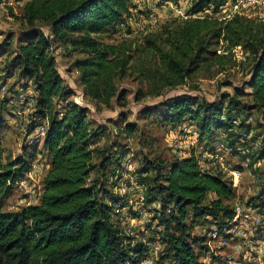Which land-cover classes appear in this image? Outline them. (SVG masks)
<instances>
[{"label": "trees", "instance_id": "trees-1", "mask_svg": "<svg viewBox=\"0 0 264 264\" xmlns=\"http://www.w3.org/2000/svg\"><path fill=\"white\" fill-rule=\"evenodd\" d=\"M222 2L225 0L213 2L214 13ZM130 3V0L25 2L22 21L31 27L37 23L45 25L48 33L26 35L28 42L14 49L5 68L6 78L16 72L34 85V123L30 127L47 122L42 148L49 169L37 204L14 213L3 212V198L29 172L34 154L24 152L6 161L0 143V264H138L146 250L113 222L114 206L120 199L108 195L100 183H87L96 168L93 160L101 132L91 127L87 108L69 101L72 92L63 86L55 60L49 54L51 40L83 54L72 63L83 94L94 104L105 107L113 99L124 100L123 93L117 95L115 82L130 72L139 76L141 84L153 85V93L160 92L163 88L184 85L202 66L220 64L223 57L216 55L215 49L220 42L226 50L247 48L252 58L248 78L242 83L243 88L235 87L232 96L224 93L220 99L208 102L188 94L174 95L145 108L146 116L154 109L164 110L165 123L195 124L200 140L209 141L210 145L221 142L218 138L224 135L223 142L236 156L243 144L239 133L250 132L248 110L264 109V23L239 16L226 22L194 18L167 29L164 37L145 36L134 50L130 43L102 42L99 37L109 30L118 31L124 26L130 32L126 20L131 11L141 12ZM210 3L207 0L195 5L192 13ZM4 46L0 49L6 50ZM242 89L250 90L253 102L245 109L238 101ZM139 96L144 97L140 92ZM240 112L244 114L242 118ZM235 120L237 126L233 125ZM133 131L129 124L123 129L127 135ZM262 153L261 156L264 150ZM113 163H119L117 156H106L98 169ZM154 170L158 179L156 185L146 186V199L152 203L159 198L162 204L153 221L157 220L162 227L164 258L168 257L172 264H201L192 247L196 241L189 231L201 221L220 227L229 225L234 212L228 201L234 189L220 172H202L192 157L177 158L165 167L158 164ZM147 173L137 172L138 184L146 183L141 175ZM107 197L116 200L108 204L111 201ZM169 205L176 212L166 214L165 207Z\"/></svg>", "mask_w": 264, "mask_h": 264}, {"label": "rangeland", "instance_id": "rangeland-1", "mask_svg": "<svg viewBox=\"0 0 264 264\" xmlns=\"http://www.w3.org/2000/svg\"><path fill=\"white\" fill-rule=\"evenodd\" d=\"M161 1L130 0V6H137L141 12L131 11V16L126 20L129 26L127 29L130 30L129 36L120 38L116 34L117 30L114 29L99 38L106 44L130 43L134 50L137 45L143 43L147 35L164 37L167 29L186 21L176 17L170 8H164V2L167 1L171 2L172 9L183 8L188 13L195 14L194 18L198 16L226 22L236 15L253 20L255 23H264V3L260 2L245 1L241 5V12L237 14L230 12L233 0H225L224 4L222 2L217 8V13H214L213 2L221 0H209L211 3L203 7H207L206 11L197 14L192 13V8L207 0ZM25 2L26 0H0V46L5 45L6 48V50L0 49V122L2 124L0 143L3 158L11 161L24 152L34 154L29 172L15 185L12 193L2 200V211L9 213L18 212L28 205L39 202L43 178L49 169V160L42 148L44 137L39 141L31 142L35 141L36 129L39 126L38 124L33 129L30 127L34 123L36 98L34 85L31 81L19 77L16 72L10 78H6L5 68L13 58L14 49L28 42L26 35L29 32L48 33L45 25L37 23L31 27L22 21ZM225 7L227 12L222 14ZM232 14L234 16L230 18ZM150 15L157 17L158 22L150 27L149 31H138V25L142 21H147ZM225 47V44L220 42L215 48L216 55L223 57L220 64L206 68L202 66V69L188 78L184 85L163 88L160 92L153 93V85L147 82L141 84L138 80L139 76L130 72L127 77L115 82L117 95L123 93L124 100L118 102L117 99H113L105 107L94 104L83 94L78 73L72 67L76 59L84 57L83 54L73 52L68 45L59 41H50L49 54L55 60L64 81L63 86L72 92L69 101L87 108L91 127L99 128L101 132L96 145L98 151L93 160L96 168L91 171L87 183L101 184L108 195L120 199L114 206L113 222L122 233L144 245L146 250L138 264H172L168 257L164 258L162 227L157 225V220L153 221V218L159 216L162 204L159 198L148 203L146 186L156 185L158 179L154 170L156 165L165 167L177 158L189 157L196 159L202 172L209 174L220 172L229 184L231 182L229 172L238 171L240 176L236 180L237 186L230 185L234 192L228 204L232 210L239 206L243 213L249 216L235 227L230 225L220 227L213 222L201 221L189 231L190 237L196 241L192 247L198 255L199 262L201 264H264V155L261 156L264 150V109L248 110L249 135L252 140H246L245 145L252 146L256 142L261 151L258 150L259 153L250 157L246 166L239 156L234 154L229 156L226 152L218 151V144L225 142L224 135L221 134L218 138L221 142L210 145L209 141L200 140L196 125L191 122L165 123L164 110L161 109H154L148 116L145 114L147 106L156 105L170 96L188 94L196 97L198 101L204 99L212 102L220 99L224 93L232 96L236 93L235 87L243 88L242 83L248 78L252 62L251 55L247 48L236 47L226 50ZM139 92L144 97L137 98ZM249 92L248 89L240 91L238 101L241 108L245 109L253 104ZM239 115L240 118L244 116L241 112ZM128 124L134 127L131 135L123 133V129ZM106 156H117L119 163L107 167L103 165V169L99 170L98 165ZM238 167L240 170H237ZM140 170L148 171L147 174L141 175L146 179L144 184H138L137 181V172ZM108 200L111 201L108 204H111L116 199ZM167 210L176 212V208L172 205L165 207L166 214H168Z\"/></svg>", "mask_w": 264, "mask_h": 264}, {"label": "built area", "instance_id": "built-area-1", "mask_svg": "<svg viewBox=\"0 0 264 264\" xmlns=\"http://www.w3.org/2000/svg\"><path fill=\"white\" fill-rule=\"evenodd\" d=\"M150 1H155V2H162L161 0H149ZM260 2V3H264V0H233V3L230 7V12H237V14H239V12H241L240 10H242V4L244 2ZM165 4V9L167 8H170L173 12V14H175L176 17H178L180 20H188V19H191V18H194L195 17V14H190L188 13L185 9L183 8H175V9H172V4L171 2L167 1V2H164ZM224 4V3H223ZM225 6V5H224ZM227 6V5H226ZM206 8H202V11H198L196 12L197 14H200L202 13L203 11H206ZM209 8V7H208ZM213 9V8H212ZM208 12V11H207ZM227 12V7H225L223 10H222V14L225 13L226 14ZM234 15L232 14V16L230 18H232ZM236 16V15H235ZM197 18H200L198 16H196ZM158 22V18L155 17V16H152L150 15L149 18L147 19V21H142L140 23V25H138V28L137 30L138 31H141V32H144V31H149V28L150 27H153L156 23ZM117 35H119L120 38H125L127 36H129V33H127V30L125 29L124 26H121L119 28V30L116 32ZM78 105V104H77ZM233 125L234 126H237L238 125V122L235 120L233 121ZM48 128V125L47 123H43L41 125H39L36 129V136H35V141H31V142H36V141H39L40 139H42L46 133V130ZM250 140V136L247 135V134H244V133H239V140L241 143H243L239 148H238V156L243 158V165L246 166L247 163L250 161V157L253 155V153H255L259 146L256 142L253 143V145L249 146V145H245L246 144V140ZM248 140V141H249ZM218 151H223V152H226V154H228L229 156H231L233 154V150L232 148H230L229 146H227L225 143H220L218 144ZM229 175H230V185L232 187H236L237 186V182L236 180L238 179V177L240 176V173L236 170L234 171H230L229 172ZM232 176V177H231ZM232 178V179H231ZM174 211V210H173ZM170 210H167V213H169ZM234 216L232 218V220L229 222V225L230 227H235L236 225H238L239 223H241V221L243 219H248L249 216L247 214H244L243 211L241 210V208L238 206V207H235L234 210ZM234 231V230H233Z\"/></svg>", "mask_w": 264, "mask_h": 264}]
</instances>
